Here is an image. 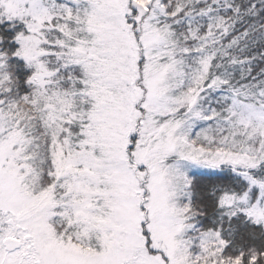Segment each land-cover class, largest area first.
<instances>
[{
  "label": "snow or ice",
  "instance_id": "obj_1",
  "mask_svg": "<svg viewBox=\"0 0 264 264\" xmlns=\"http://www.w3.org/2000/svg\"><path fill=\"white\" fill-rule=\"evenodd\" d=\"M0 264H264V0H0Z\"/></svg>",
  "mask_w": 264,
  "mask_h": 264
}]
</instances>
